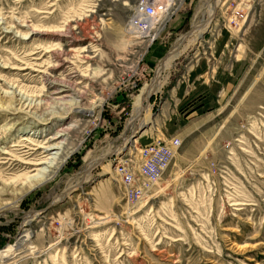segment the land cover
<instances>
[{
    "label": "rangeland",
    "instance_id": "obj_1",
    "mask_svg": "<svg viewBox=\"0 0 264 264\" xmlns=\"http://www.w3.org/2000/svg\"><path fill=\"white\" fill-rule=\"evenodd\" d=\"M138 1L0 0V89L10 83L29 96L50 91L36 70L65 58V66L49 73L79 85L80 106L92 110L87 116L67 106L59 121L48 109L38 122L41 111L24 117L0 100V182L25 173L15 162L28 152L23 140L72 127L55 175L28 193L0 197V264H264V0H245L248 17L234 32L245 75L226 107L193 129L191 119L183 121L165 105L201 37L184 44L159 92L147 98L150 125L135 130L128 126L134 97L213 8L212 0H184L147 50L128 30ZM221 2L207 29L222 26ZM52 49L68 57L56 58ZM21 128L34 136L22 137ZM181 131L185 135L177 137ZM160 136L177 137L182 145L155 197L126 206L112 160H137V150Z\"/></svg>",
    "mask_w": 264,
    "mask_h": 264
},
{
    "label": "bare ground",
    "instance_id": "obj_2",
    "mask_svg": "<svg viewBox=\"0 0 264 264\" xmlns=\"http://www.w3.org/2000/svg\"><path fill=\"white\" fill-rule=\"evenodd\" d=\"M218 3L219 0H216V6H218ZM213 15H214V8L211 7V9L208 11L207 18L199 23L193 24L192 27L190 28V31L184 36H182L179 39L177 45L174 46L166 54V57L162 61H160L154 73L153 78L150 80L149 83L145 84L140 89L138 95L133 99L132 117L128 122V126L134 128L135 130H138V129H142L145 125L147 127L150 125L151 119L149 118L150 116L148 115L149 108L146 107L147 98L149 96L151 97V95H153L157 91L159 92V89H161L165 80L167 79V72L172 67L173 63L181 55L186 45L190 44L191 42L195 43L202 37L203 32L207 29V26L212 20ZM243 24H241L235 30L238 34L241 31ZM36 33L38 32L35 31L31 32V34H36ZM60 33L62 32L61 31L55 32L56 35H60ZM185 43L186 45H184ZM51 53L53 55H56L57 56L56 58L68 57V54L63 53L62 51L59 50L56 51L52 49ZM54 62L55 65L47 66L46 71L36 70L37 72L42 74L44 81L47 83L48 87L51 88L50 91L42 90L41 92H38L36 96L35 95L29 96L26 92L21 90L20 87L10 83L5 84L7 91L0 89V100L2 99L3 101H7V102L2 104L6 106L15 105V107L17 108V112L19 114H23L24 117L35 116V114H37L35 113L36 111H41V113H39L40 117L39 116L37 117L38 122L45 121L46 119L45 117L47 116V114H49L48 109H50L51 112L54 114H56L55 111H57L58 113L57 115L60 117L59 121L65 120V118L62 117V115L64 114H60V113H62L67 106H73V108H70L71 110L77 111L79 113H84L87 116H91L92 114L91 109L84 110L83 109L84 107L80 106L81 101H79L78 99H81L82 93L79 91L80 90L79 85L76 84L72 85L66 83L64 81L65 79L63 80L60 77L52 76L49 73L52 70H56L59 66H65L67 64L66 59L64 58V60L61 62L57 59ZM75 99H77L78 101H76ZM59 105H61L62 108H56V110L55 108L54 109L48 108L49 106L60 107ZM143 115L144 118L142 117ZM141 117L143 119H141ZM58 128L55 129L53 133L50 131H43L46 132V134L44 133L45 135H43V132L39 133L38 137L37 135L34 136V134L26 135V134H30V132L28 133L27 129L21 128L20 135H22V137L23 136L35 137V140L33 141L29 139L23 140L24 143L28 145V147L24 146L22 147V149H26L28 152L15 156V162L23 167L25 173H23L22 177H15L13 178V180L10 179L9 181L0 182L1 185L0 197L4 195L13 196L14 192L15 195L19 193L20 194L28 193L34 188L44 184L53 175H55L59 167L58 163L61 152L64 147L63 145H65L64 144L65 140H63V138L69 134L68 131H70L72 127L71 128L66 127L67 129L65 128L58 129ZM131 141H132L131 137L126 138L124 140V144L129 145ZM123 148H124L123 146L119 148L118 149L119 152L117 151L116 154L121 153L120 150H122ZM103 170L104 172H106V174H110L112 176L113 171L109 165H106V167H104ZM22 246L23 245L19 243L16 249L17 248L19 249ZM1 253L2 251H0V257H1Z\"/></svg>",
    "mask_w": 264,
    "mask_h": 264
},
{
    "label": "built area",
    "instance_id": "obj_3",
    "mask_svg": "<svg viewBox=\"0 0 264 264\" xmlns=\"http://www.w3.org/2000/svg\"><path fill=\"white\" fill-rule=\"evenodd\" d=\"M183 4L184 0H139L128 20V30L149 50ZM223 8L226 15L221 16L222 26L234 33L246 22L250 7L245 0H222L220 11ZM181 145L182 141L177 137L160 136L137 150V160L123 155L112 160L126 206L136 207L155 197V188L168 172Z\"/></svg>",
    "mask_w": 264,
    "mask_h": 264
},
{
    "label": "crops",
    "instance_id": "obj_4",
    "mask_svg": "<svg viewBox=\"0 0 264 264\" xmlns=\"http://www.w3.org/2000/svg\"><path fill=\"white\" fill-rule=\"evenodd\" d=\"M239 37L237 33L231 34L217 24L209 26L193 49L189 64L167 93L168 101L165 105L171 113L191 95L207 94L202 102L205 105L200 111L207 108L213 110L202 117L195 115L191 119L193 129L218 115L220 109L225 108L237 92V87L245 75L242 64L244 54L240 52ZM178 122L179 117L176 120ZM176 134L179 137L185 135V132Z\"/></svg>",
    "mask_w": 264,
    "mask_h": 264
},
{
    "label": "trees",
    "instance_id": "obj_5",
    "mask_svg": "<svg viewBox=\"0 0 264 264\" xmlns=\"http://www.w3.org/2000/svg\"><path fill=\"white\" fill-rule=\"evenodd\" d=\"M156 56L158 57V59H160L161 57H163V54H159ZM207 94H203L200 96H194L191 95L190 97L186 98L178 107H177V112L178 114L181 116L183 121H187L190 120L192 118L198 115H203L207 112H210L213 110V108H207L203 111H200V109H202V107L205 105L203 104V100L206 98ZM128 110L130 111V105H127V109L126 111L128 112Z\"/></svg>",
    "mask_w": 264,
    "mask_h": 264
},
{
    "label": "water",
    "instance_id": "obj_6",
    "mask_svg": "<svg viewBox=\"0 0 264 264\" xmlns=\"http://www.w3.org/2000/svg\"><path fill=\"white\" fill-rule=\"evenodd\" d=\"M212 4H213L214 14H215V13H217L216 0H212ZM164 58H165V56H164L160 61H162ZM141 130H142V129H141ZM117 158H118V157H117ZM113 165H114V164H113ZM81 184H82V183H80V184L78 185V187H80ZM72 191H73V190H70L69 192H65V194L63 195V197H64V198H67L68 193H71ZM51 206H52V204H49L48 207H46L44 210L40 211L39 213H41V212H43V213H44V212H47ZM32 213H34V212H32ZM36 213H37V212H36ZM36 216H37V215H36ZM19 237H21V234H18L17 239H18Z\"/></svg>",
    "mask_w": 264,
    "mask_h": 264
}]
</instances>
